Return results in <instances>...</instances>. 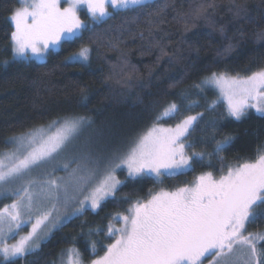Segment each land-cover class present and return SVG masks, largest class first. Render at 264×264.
Returning a JSON list of instances; mask_svg holds the SVG:
<instances>
[{
  "label": "snow or ice",
  "instance_id": "1",
  "mask_svg": "<svg viewBox=\"0 0 264 264\" xmlns=\"http://www.w3.org/2000/svg\"><path fill=\"white\" fill-rule=\"evenodd\" d=\"M62 2L67 6L62 7ZM81 6L87 9L88 24L78 15ZM109 6L113 11H109ZM215 8V0H205L190 13H177L174 19L183 22L187 33L197 21H210V9ZM125 10H132L136 15L131 20L125 18L119 27L100 28ZM229 10L235 20L249 22L245 4L233 3ZM162 12L163 7L154 6L153 0H22V7L11 15L15 29L10 37L12 62H28L33 57L44 59L50 48L61 43L64 34L78 38L88 31L91 33L89 46L81 47L65 60L81 68L88 67L93 44L97 52L100 48L118 52L107 80L126 88L135 78L137 69L130 63L128 54L121 51L120 35L130 31L128 25H138L139 16L148 17V32L153 37L149 44L160 52L157 61L164 57H168L169 63L182 59L167 51L164 42L167 33L160 38L155 36V32L164 31L162 25L167 23L159 18ZM153 16L157 19H152ZM219 31L223 32L224 27ZM140 35L143 39V32ZM182 43L187 40L182 39ZM231 49L229 44L225 51ZM4 63L7 66L9 62ZM210 86L217 88L226 100L228 117L240 121L249 108L264 116V104L253 103L264 99V70L244 79L212 72L193 85L199 91ZM181 97L187 100L183 93ZM198 106L196 101L170 102L146 131L136 134L127 143L103 148L78 150L72 147L73 140L89 124L83 117L54 121L53 124L60 127L52 135L36 131L16 138V151L0 159V186L15 181L22 184L12 191L16 197L13 202L0 209V237L6 239L8 233L18 231L25 223H31V230L13 244L0 241V264H16L17 258H26L39 249L53 228L62 227L89 210L96 212L110 198L115 200L125 183L117 178L118 170L126 169V180L152 177L162 183V178L183 174L206 155L219 156L232 142V136L216 141L213 152H189L195 148L189 137L201 122L213 132L218 130L217 118L204 120L205 112L215 111V102L208 104L205 112L183 115L174 126L161 124L163 120L190 113ZM220 160L218 178L207 171L195 177L191 184L173 191L160 189L147 199L132 202L126 214L111 217L106 231L90 229L89 237L103 235L112 239L104 254L90 264H203L207 256H211L209 264H264V249L258 248L259 242L264 241V232L244 234L247 225L264 220V154L236 167L227 166L226 171L223 157ZM36 169L42 171L32 176ZM58 172L64 174L57 175ZM33 217L35 222H32ZM113 221L121 226L116 227ZM91 248L95 251V242ZM64 255L62 252L61 256ZM66 255L68 264H83L77 248H68Z\"/></svg>",
  "mask_w": 264,
  "mask_h": 264
},
{
  "label": "trees",
  "instance_id": "2",
  "mask_svg": "<svg viewBox=\"0 0 264 264\" xmlns=\"http://www.w3.org/2000/svg\"><path fill=\"white\" fill-rule=\"evenodd\" d=\"M204 2L153 0L154 6L163 7L159 18L167 21L162 25L163 32L154 30L155 36L160 38L167 33L164 41L167 51L182 57L176 62L169 63L168 57L157 61L160 52L149 44L153 37L148 32L146 15L138 17V25H128L130 31L120 35L122 43L119 47L128 54L137 72L130 85L121 88L114 81L107 80L118 52L107 48H100L97 52L93 44L90 45L93 51L88 67L81 68L79 64L65 60L81 47L89 46L91 33L88 31L78 38L64 34L61 43L50 48L44 59L33 57L28 62L13 63L10 40L13 25L10 17L22 6V0H0V151L9 148L14 137L70 116L88 119L89 128L94 129L102 139L128 141L150 126L168 103L187 104L192 99H197L199 106L193 107L190 113L163 120L169 125L175 124L183 115L205 112L207 105L215 102V111L205 112L204 120L217 118L218 130L213 132L201 122L189 137V142L195 144L190 153L213 152L216 141L223 140L225 136L233 137L219 156L206 155L203 161H197L183 174L162 178V183L152 177L126 180V172L118 170L117 178L125 183L115 200L110 198L96 212L89 210L64 226L53 228L39 249L26 258H17L16 264H66V250L71 247L77 248L83 262L87 263L101 256L107 244L112 242L103 235L89 237V230L101 228L106 231L111 217L118 213L126 214L132 202L147 199L151 193L162 188L182 187L202 172L211 171L218 177L221 174L220 157H223L226 171L227 166L236 167L264 154V116L248 109L247 115L236 121L227 116L225 104L217 99L213 88L202 97L199 90L193 87L212 72L244 76L264 69V0H215L216 8L210 9V21H197L185 33L183 22L178 23L174 19L177 13H190ZM233 3L247 6L249 22L235 20L229 10ZM109 10L113 11L111 7ZM78 15L82 22L90 23V17L83 9ZM135 15L132 10L121 11L100 28L106 29L109 25L119 27L125 18L131 20ZM221 26L224 27L223 32L219 31ZM182 39H186L187 43H182ZM229 44L232 49L226 52ZM5 61L9 62L7 66ZM182 93L187 100H182ZM7 200V197H0V207ZM113 223L119 225L116 221ZM246 232H264V220L247 225ZM92 242L96 243L95 251L91 248ZM259 245L264 248V241H260ZM62 252L65 253L63 257Z\"/></svg>",
  "mask_w": 264,
  "mask_h": 264
},
{
  "label": "rangeland",
  "instance_id": "3",
  "mask_svg": "<svg viewBox=\"0 0 264 264\" xmlns=\"http://www.w3.org/2000/svg\"><path fill=\"white\" fill-rule=\"evenodd\" d=\"M61 6L62 7H66L67 6V4L66 3H63L62 2V4H61ZM22 6H20L19 8H21ZM110 7V6H109ZM18 8V9H19ZM81 9H83L84 11H86L87 12V9H86V7H84V6H81L79 9H78V13H79V11L81 10ZM17 10V9H16ZM110 11V10H109ZM13 14V13H12ZM10 20H11V17H10ZM11 23H12V21H11ZM12 25H13V31L15 30L14 29V24L12 23ZM260 70H264V69H260ZM260 70H258V71H260ZM257 72V71H256ZM253 74V73H252ZM251 74V75H252ZM229 77H237V78H240V79H244V78H246V77H248V76H250V75H244V76H239V75H230V74H227ZM207 77V76H206ZM213 88V89H212ZM210 89H212V90H215V92H216V97H217V99H218V97H219V99L218 100H220V101H223L224 102V104H225V107L227 108V102H226V100L221 96V94H220V92H219V90L217 89V88H215L214 86H211V87H207L204 91H198L199 93H200V95L202 96V97H204L205 96V92L207 91V90H210ZM197 100V99H196ZM196 100H189V101H196ZM188 101V102H189ZM253 103H261V104H264V99H258L257 101H253ZM249 109H252L254 112H256V110L254 109V108H249ZM161 112V111H160ZM257 113V112H256ZM196 113H193V114H191V115H195ZM259 114V113H258ZM70 117H81V116H70ZM66 118H68V117H66ZM65 119V118H64ZM64 119H62L61 121H63ZM85 120L86 121H88L89 122V120L88 119H86L85 118ZM90 124V123H89ZM89 124L88 125H86L82 130H81V132L79 133V135L77 136V138L75 139V140H73V144H72V147H74V148H76V149H83V148H86V147H91L92 149H95V148H97V147H100V148H103V147H105V146H111V145H114V144H117V143H127L128 141L127 140H121V139H119V140H115V139H113V138H110V139H108V140H106V139H102L101 137L102 136H100L98 133H96L95 132V130L93 129H91V128H89ZM161 124L163 125V126H165V127H170V126H174L175 124H172V125H169V124H167V123H165V122H163V121H161ZM151 125H152V123H151ZM151 125L150 126H148L144 131H146L149 127H151ZM60 127V124H50V125H48V126H45V127H40V128H38V129H35V130H33V131H30V132H36V131H43L46 135H52V134H55V132L58 130V128ZM144 131H142V132H144ZM30 132H28V133H26V134H22V135H27V134H29ZM141 132V133H142ZM21 135H19V136H16V137H14L13 139H12V141H11V144H10V147L9 148H7V149H4V150H1L0 151V159H4L7 155H9L10 153H13V152H15L16 151V149H17V143L15 142V139L16 138H19ZM89 140H91L93 143H91L90 145L89 144H87L86 142H88ZM22 151H23V149H22ZM233 167H235V166H233ZM187 170V169H186ZM42 171V169H36L33 173H32V176H37V175H39L40 174V172ZM125 172H126V174H127V171H126V169L124 170ZM202 173H204V172H202ZM202 173H200V174H202ZM64 173L63 172H58L57 173V175H63ZM200 174H198V175H196L195 177H197V176H199ZM221 175V174H220ZM219 175V176H220ZM218 176V177H219ZM194 177V178H195ZM217 177V178H218ZM194 178L192 179V181L194 180ZM191 181V182H192ZM191 182H189L188 184H191ZM21 184H22V181H15V182H12V183H9L8 185H5V186H0V197H7L8 198V200L0 207V209H2V208H4L5 207V205H10L12 202H13V200L16 198L15 196H13L11 193H12V191L13 190H15L16 188H18V187H20L21 186ZM163 189V188H162ZM160 190V189H159ZM158 190V191H159ZM164 190H167V191H173V190H175V189H171V190H169V189H164ZM157 192V191H156ZM155 193V192H154ZM25 220H27V217H25ZM32 222H35V217H33V220H32ZM121 226V224H119L118 226L116 225V227H120ZM31 230V223H25L22 227H21V229H19L18 231H14V232H12V233H8V235H7V238L5 239L4 237H0V241H3V242H5V243H8V244H13V243H15L21 236H24V235H26L29 231ZM249 232H245L244 234L245 235H247ZM49 234V233H48ZM48 236V235H47ZM258 248L259 249H264L262 246H260L259 244H258ZM104 254V253H103ZM102 254V255H103ZM101 255V256H102ZM96 259V258H95ZM93 260V259H92ZM211 260V256H207L206 258H204L203 259V264H209V261ZM90 262L91 261H89V262H87V263H84L83 262V264H90ZM66 264H68V256H67V262H66Z\"/></svg>",
  "mask_w": 264,
  "mask_h": 264
}]
</instances>
